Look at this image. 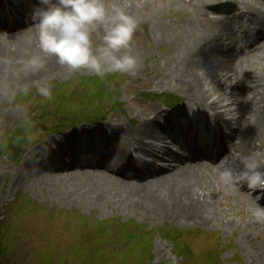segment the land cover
<instances>
[{
  "label": "bare ground",
  "instance_id": "1",
  "mask_svg": "<svg viewBox=\"0 0 264 264\" xmlns=\"http://www.w3.org/2000/svg\"><path fill=\"white\" fill-rule=\"evenodd\" d=\"M16 1L22 7L28 6L26 0ZM198 1L201 5L208 2ZM233 1L242 6L240 12L234 13L232 17L240 19L245 36L252 29L259 33L264 28V2ZM32 5L33 9L39 7V0H33ZM14 9L17 15L31 18L33 9ZM8 11L5 2L0 0V16L6 17ZM108 12L109 16L114 14L109 9ZM15 23L18 26L7 37L0 35V94L17 88L19 84L38 79L43 74L47 76L50 69L62 66L56 57L48 56L43 70L27 72L26 67L18 69L19 61L23 62L24 67L31 56L44 54L38 47V30L34 23L30 22L25 26L17 18ZM218 24L222 26L216 31L198 35V39L204 38V45H182L170 57L169 66L157 77L158 87L167 85L169 88H177L191 97L192 101L214 108L212 114L214 113L217 124L222 125V129L233 131L234 139L231 141L227 131L221 132L217 162L199 163L190 155L173 150L174 147L178 149L181 146L188 149L183 145H172L177 141L171 138L168 130L173 131L176 124L174 121L179 123L187 119L190 122L191 118L185 116L181 120L180 111L170 112L155 105L146 111L133 131H128L119 123H108L111 135H108L107 127L87 126L42 142L25 153L12 175L11 187L17 190L25 177L28 180L34 178L42 187L49 188L51 199L57 203L87 207L104 205L116 209L122 207L134 212L141 210L144 215L171 219L183 225H213L220 219L216 207L220 201L215 195V187L221 183L219 175L222 167L218 166V162L223 160V167L231 168L234 172L243 171V160L255 147V134L264 128V75L258 69L246 71L241 64L231 62L237 59L234 54L236 41L230 40L235 36V28L229 21L220 20ZM103 32V24H98L93 30L92 36H98L96 41L93 40L95 46L103 42ZM29 37L33 40L31 45L28 44ZM223 38H226V52L220 44ZM253 57L263 63L264 48ZM205 82L219 84L218 91L222 95L210 99L204 91ZM249 83L257 85V88L247 90ZM204 112L205 106H199L198 113ZM212 114L209 119L214 121ZM204 127L205 129H200L199 126L196 128L198 131L202 130L200 140L195 137L192 144L193 131H190L189 136L184 135V131L182 133L190 141L188 145H194L196 156H204V151H208L204 142L210 134V125ZM215 145L216 143L214 147ZM97 148L98 160L93 163L94 168L89 170L86 167L89 166L87 160L94 158ZM81 149L86 157L83 169L79 163L82 158ZM137 152L141 156H133ZM105 154L109 156L105 157ZM69 160L71 163L68 164ZM123 168L135 171L136 176L123 175ZM143 169L147 171L142 173ZM247 189L246 186L237 193L241 204L248 201L244 195ZM253 219L254 217L244 225L243 235L246 237H250L248 233L255 232L261 226L264 229V222ZM233 225V222H228L227 227L233 228ZM256 255L254 264H264V240L257 247Z\"/></svg>",
  "mask_w": 264,
  "mask_h": 264
},
{
  "label": "rangeland",
  "instance_id": "2",
  "mask_svg": "<svg viewBox=\"0 0 264 264\" xmlns=\"http://www.w3.org/2000/svg\"><path fill=\"white\" fill-rule=\"evenodd\" d=\"M207 1L205 5H201L198 0H105V5L110 12L114 13L115 10L123 9L138 22L131 44V52L137 57L138 67L135 74L121 73L122 75L116 79V85L121 86L122 96L117 101L119 108L109 117H104L102 114L105 113L100 112V115L88 119L94 120V122L89 121L78 125V122L84 119V117L80 118L76 115L79 113L63 111L34 113L33 102L27 103L29 99L42 97L36 90V81L47 80L54 89L58 84H64L72 78L95 75L85 70L73 72L66 66H60L50 69L47 76L43 74L38 79L19 84L17 88L0 94V239L1 243L9 246L6 264H40V259L44 257L41 256V253L47 250L53 259L58 261L59 256L68 254L72 246L75 247L78 245L77 243L83 241V238L78 236L79 233H85L80 228L79 220L86 217L98 221L118 220L120 224L129 225L132 222L154 230L153 260H145L146 264H212L213 261H217L218 264H254L257 247H260L264 240V229L261 226L255 232L248 233L250 237L243 235L246 221L253 218L250 209L257 204L256 195L250 189L244 193L248 201L245 204L240 203L237 193L240 189L246 188V184L235 188H229L222 182L216 185L215 195L220 201L216 207L219 218L223 217V219H218L210 226L183 225L171 219L144 215L141 210L134 212L122 207L116 209L104 205L87 207L79 204L57 203L51 199L49 188L42 187L32 177L30 180L25 177L17 190L11 187L12 175L25 153L52 137H61L69 132L85 129L87 126L105 125L108 127V132L111 133L108 123H119L124 125L128 131H133L140 124L146 111L155 105L170 111L184 109L191 112L199 106L203 108L205 105L192 101L191 97L182 90L169 88L167 85L158 87L157 77L169 66L170 57L182 45L199 44L202 46L205 44V40L204 38L198 39V35L204 34L206 31H216L222 26V24H218L220 20L214 19L224 16L221 14L219 18H214L218 15L215 11L220 13L232 10L238 14L242 8L233 0ZM251 1L262 2L263 0ZM92 38L96 41L98 36L93 35ZM225 39L220 41L224 52L227 48ZM230 40H236L235 36ZM102 44L103 42L97 44L96 47ZM262 48H264V42L250 51L246 49L241 53H239L240 48L238 47V50L235 51L237 59L231 62L241 64L246 71L258 69L264 75V62L253 57L256 53L259 54ZM17 64L19 65L18 69L26 67L25 71H31L26 65L22 67L24 65L22 61ZM253 86L257 85L249 83L247 90L252 89ZM219 88L220 85L215 82L204 83V91L207 92L210 99H216L222 95L218 91ZM146 93L166 94L173 99V104H177L178 107L166 108L163 103L157 100L149 101L143 95ZM36 105L40 104L37 102ZM210 108L211 115L214 108ZM41 115L45 117L41 119L39 117ZM212 117L215 126H211L214 129L211 137H217L219 146L218 135L222 125L217 124L214 113ZM71 123L74 124V128L62 129L63 126H68ZM216 125H218L217 128ZM173 127L175 131L178 130L176 124ZM58 128L63 131L58 132ZM175 131L171 130L168 133L181 139ZM225 131L230 137L229 141L233 140V131L227 129ZM254 139L255 147L250 151L249 156L257 151L264 152V128L255 134ZM11 147L21 149V154L16 162H10L7 159L5 150ZM210 152L211 150L209 154ZM194 158L200 163H212L209 160L201 161L205 158L199 154ZM160 165L164 164L160 163ZM262 165H264V160H261ZM165 166L173 167L172 165ZM261 168L264 171V167ZM88 169L93 168L88 167ZM26 198L31 199L37 205H31L22 210L20 207ZM259 202L258 204L261 206ZM228 222L234 223L233 228L227 227ZM174 228L184 232L189 231V233H181V246L185 245L186 247L179 248V250L159 232V230L168 231ZM184 248H187L189 257L186 252H183ZM206 255H210L212 258L210 260L208 256L206 257L208 263L202 258ZM81 264L86 263L81 262ZM130 264H134V261L132 260Z\"/></svg>",
  "mask_w": 264,
  "mask_h": 264
},
{
  "label": "clouds",
  "instance_id": "3",
  "mask_svg": "<svg viewBox=\"0 0 264 264\" xmlns=\"http://www.w3.org/2000/svg\"><path fill=\"white\" fill-rule=\"evenodd\" d=\"M31 19L38 30V47L44 55H33L27 67L33 72L43 70L46 57L54 56L58 63L71 71L85 70L104 79L109 73L135 74L137 57L131 52V44L137 29V20L123 9L109 16L105 0H39ZM98 24L104 25L103 44L94 45L92 32ZM29 37L28 44L31 45ZM38 94L52 99L53 85L47 80L35 82ZM264 152H254L244 158V170L237 173L222 167L219 179L231 188L246 184L256 195L257 204L250 209L251 215L264 222V207L258 201L264 198V171L261 170Z\"/></svg>",
  "mask_w": 264,
  "mask_h": 264
},
{
  "label": "trees",
  "instance_id": "4",
  "mask_svg": "<svg viewBox=\"0 0 264 264\" xmlns=\"http://www.w3.org/2000/svg\"><path fill=\"white\" fill-rule=\"evenodd\" d=\"M118 75L110 73L104 79L84 77L78 82L72 80L61 84L52 91V99H47L46 103L44 101V105L62 107L75 100V111H84L85 108L92 110L98 106L105 109L120 96L114 86ZM23 206L27 208L28 204ZM80 228L85 232L81 233L85 240L72 246L68 254L59 256L58 261L53 259L48 250L42 252L41 256L44 257L40 259V264H130L132 260L134 264H146L145 260H152L154 230L132 222L129 225L120 224L117 220L92 221L89 218L83 220ZM177 233L168 234L177 240ZM2 243L0 239V264H6L9 246ZM183 252L187 253V248Z\"/></svg>",
  "mask_w": 264,
  "mask_h": 264
},
{
  "label": "water",
  "instance_id": "5",
  "mask_svg": "<svg viewBox=\"0 0 264 264\" xmlns=\"http://www.w3.org/2000/svg\"><path fill=\"white\" fill-rule=\"evenodd\" d=\"M19 156V151L13 152V149L9 151V160L15 161Z\"/></svg>",
  "mask_w": 264,
  "mask_h": 264
}]
</instances>
